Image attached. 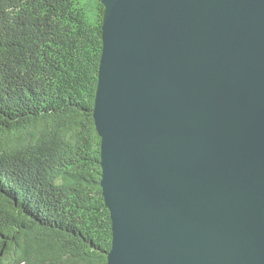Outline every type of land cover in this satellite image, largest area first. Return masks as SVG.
Listing matches in <instances>:
<instances>
[{
    "label": "water",
    "instance_id": "1",
    "mask_svg": "<svg viewBox=\"0 0 264 264\" xmlns=\"http://www.w3.org/2000/svg\"><path fill=\"white\" fill-rule=\"evenodd\" d=\"M106 264H264V0H100Z\"/></svg>",
    "mask_w": 264,
    "mask_h": 264
},
{
    "label": "trees",
    "instance_id": "2",
    "mask_svg": "<svg viewBox=\"0 0 264 264\" xmlns=\"http://www.w3.org/2000/svg\"><path fill=\"white\" fill-rule=\"evenodd\" d=\"M103 15L100 0H0V264L107 262Z\"/></svg>",
    "mask_w": 264,
    "mask_h": 264
},
{
    "label": "bare ground",
    "instance_id": "3",
    "mask_svg": "<svg viewBox=\"0 0 264 264\" xmlns=\"http://www.w3.org/2000/svg\"><path fill=\"white\" fill-rule=\"evenodd\" d=\"M55 65V64H54Z\"/></svg>",
    "mask_w": 264,
    "mask_h": 264
}]
</instances>
